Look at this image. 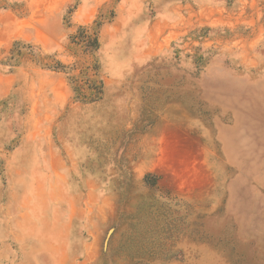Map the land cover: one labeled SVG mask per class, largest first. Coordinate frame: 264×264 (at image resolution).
Here are the masks:
<instances>
[{
  "label": "rangeland",
  "instance_id": "rangeland-1",
  "mask_svg": "<svg viewBox=\"0 0 264 264\" xmlns=\"http://www.w3.org/2000/svg\"><path fill=\"white\" fill-rule=\"evenodd\" d=\"M0 264H264V0H0Z\"/></svg>",
  "mask_w": 264,
  "mask_h": 264
}]
</instances>
